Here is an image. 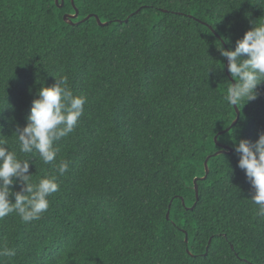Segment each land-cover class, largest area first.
Returning a JSON list of instances; mask_svg holds the SVG:
<instances>
[{
	"label": "trees",
	"instance_id": "1",
	"mask_svg": "<svg viewBox=\"0 0 264 264\" xmlns=\"http://www.w3.org/2000/svg\"><path fill=\"white\" fill-rule=\"evenodd\" d=\"M254 20L264 0H0V141L33 183L69 165L40 219H0V264H264L234 147L264 132V82L237 115L217 49ZM61 75L86 103L46 165L14 131Z\"/></svg>",
	"mask_w": 264,
	"mask_h": 264
},
{
	"label": "clouds",
	"instance_id": "2",
	"mask_svg": "<svg viewBox=\"0 0 264 264\" xmlns=\"http://www.w3.org/2000/svg\"><path fill=\"white\" fill-rule=\"evenodd\" d=\"M250 23L253 26L236 41L234 50L217 47L235 81L229 84L224 97L232 106L256 99L257 87L264 82V22ZM37 97L32 101L26 126H17L14 132L19 152L35 154L47 165L56 159L55 143L73 132L84 115L86 97L73 94L66 75L55 77L51 86H41ZM234 147L239 154L238 167L245 171L254 189L250 200L258 208L257 215L264 217V132L254 143L241 139ZM30 164L29 159H20L0 141V219L12 213L25 223L40 219L49 209V197L59 190L58 176H63L69 167L67 161H61L57 175L33 183ZM17 181L21 189L13 191L11 186ZM0 256H15V250L4 248Z\"/></svg>",
	"mask_w": 264,
	"mask_h": 264
},
{
	"label": "water",
	"instance_id": "3",
	"mask_svg": "<svg viewBox=\"0 0 264 264\" xmlns=\"http://www.w3.org/2000/svg\"><path fill=\"white\" fill-rule=\"evenodd\" d=\"M55 3L57 4V3H58V0H55ZM76 17H77V11H75V15H74V16H65L64 19H67V18L73 19V18H76ZM88 18H89V17H88ZM96 21H97L98 25H100V26H104V25H106V24H102V23H100V21H99L98 18H96ZM227 63H228V62H226V75L229 77V79H230L231 82L233 83V80H232V79L230 78V76H229V72H228V68H227ZM234 108H235V111H236V113H237V115H238V111L236 110V106H234ZM237 120H238V117H236V120L233 122L232 126L236 124ZM204 167H205V173H206V175H207L208 170H207V164H206V161L204 162ZM206 175L203 177V179L206 177ZM194 183H196V180H194ZM194 189H195V196H196V199H197V198H198V189H197V186H196V185H195ZM166 217H168V214L166 215ZM185 241H187V239H185Z\"/></svg>",
	"mask_w": 264,
	"mask_h": 264
}]
</instances>
